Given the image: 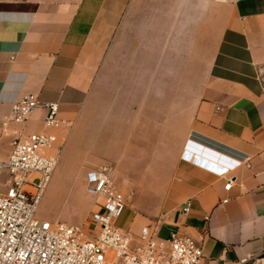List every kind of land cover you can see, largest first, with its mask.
<instances>
[{"label":"crops","instance_id":"obj_1","mask_svg":"<svg viewBox=\"0 0 264 264\" xmlns=\"http://www.w3.org/2000/svg\"><path fill=\"white\" fill-rule=\"evenodd\" d=\"M25 94L66 123L52 174L112 169L122 229L264 264V0H0V129Z\"/></svg>","mask_w":264,"mask_h":264},{"label":"built area","instance_id":"obj_2","mask_svg":"<svg viewBox=\"0 0 264 264\" xmlns=\"http://www.w3.org/2000/svg\"><path fill=\"white\" fill-rule=\"evenodd\" d=\"M37 108L46 111V131L28 135L9 132L10 125L24 124ZM57 114L58 104L41 103L36 96L25 94L2 120L0 144L9 139V150L0 159V264H204V237L196 240L170 233L159 239L149 227L133 234L116 226L127 200L112 181L109 166H99L85 175V194L97 207L85 228L38 218L39 203L61 153L52 131L66 123L58 120ZM218 173L227 175L225 170ZM232 183L228 178L224 190ZM190 209L185 202L182 214L186 216ZM249 261L251 258H246L239 264Z\"/></svg>","mask_w":264,"mask_h":264},{"label":"rangeland","instance_id":"obj_3","mask_svg":"<svg viewBox=\"0 0 264 264\" xmlns=\"http://www.w3.org/2000/svg\"><path fill=\"white\" fill-rule=\"evenodd\" d=\"M63 172L57 170L51 175L49 186L39 203L37 216L42 220H60L85 228L92 211L97 210V207L92 206L94 199L85 194L86 185L78 171H73L70 177ZM126 225V212H124L116 221V226L125 228Z\"/></svg>","mask_w":264,"mask_h":264}]
</instances>
